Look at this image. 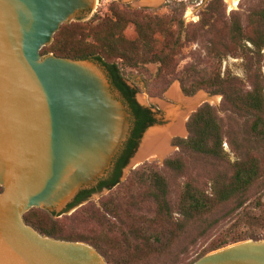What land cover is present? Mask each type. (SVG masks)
<instances>
[{
  "label": "trees",
  "instance_id": "1",
  "mask_svg": "<svg viewBox=\"0 0 264 264\" xmlns=\"http://www.w3.org/2000/svg\"><path fill=\"white\" fill-rule=\"evenodd\" d=\"M130 26L132 39L125 34ZM201 39L215 67L208 77L190 82L177 72L178 58L187 44ZM263 52L264 0L247 10L245 24L235 11L226 16L223 0H212L199 23L186 27L177 14L159 17L119 6L110 8V16L63 25L41 55L101 65L130 113L132 131L109 176L68 206L70 211L94 194L120 187L100 200L99 208L88 204L66 219L92 226L88 231L69 229L43 209L27 212L26 224L42 236L88 244L106 264H193L240 242L264 241ZM228 58L242 60L244 78L223 73ZM150 65L157 66L155 79L163 85L154 96L178 80L186 97L205 91L220 96L221 103L219 108L205 103L191 115L187 138L172 141L178 152L161 170L158 163H146L121 183L143 134L157 124L152 110L137 102L138 90L125 74ZM189 163L200 164L202 174L184 179L174 193L169 175L184 176Z\"/></svg>",
  "mask_w": 264,
  "mask_h": 264
},
{
  "label": "water",
  "instance_id": "2",
  "mask_svg": "<svg viewBox=\"0 0 264 264\" xmlns=\"http://www.w3.org/2000/svg\"><path fill=\"white\" fill-rule=\"evenodd\" d=\"M122 1L133 8H156L164 2ZM226 1L233 9V0ZM96 4L0 0V264H106L88 244L42 236L24 220L32 209L56 217L68 213L81 191L108 177L130 138V113L101 65L41 55L63 25L88 21ZM164 95L179 105L136 95L157 124L143 134L121 181L143 161L175 150L170 140L188 135V119L210 97L200 91L185 98L177 80ZM193 264H264V241L240 242Z\"/></svg>",
  "mask_w": 264,
  "mask_h": 264
},
{
  "label": "rangeland",
  "instance_id": "3",
  "mask_svg": "<svg viewBox=\"0 0 264 264\" xmlns=\"http://www.w3.org/2000/svg\"><path fill=\"white\" fill-rule=\"evenodd\" d=\"M211 1L212 0H207V1L206 0H164V2L156 8H133L129 6L128 4H126L125 2H123L122 0H97L96 9L92 17L89 20H91L95 15L99 17L110 16V8L112 6H119L121 8H129L131 10L145 9L151 15L159 16V17L172 16L173 14H177L178 16L182 18V21L184 22V26L186 27L190 25H196L197 23H199L201 14L205 11V9L207 8L208 4ZM261 1L262 0H242L235 9H228V4L226 3L225 0H223L226 6V16L229 17L230 14L235 11L241 16L245 24V15H246L247 10L251 7L258 6L261 3ZM73 22H80V21H73ZM84 22H87V21H82L81 23H84ZM125 34L128 38H131V39L134 38L135 37L134 28L130 26L127 29ZM241 64H242V60L240 59L228 58L223 63L222 71L224 73L226 70H229L234 76L244 78V72H243ZM214 67H215V63L212 60V58L208 55V45L205 40L201 39L198 42L187 44L185 48L182 49L181 55L178 58L177 72L180 74V76H183L185 78L189 77L188 79L191 82L195 79L208 77L213 72ZM156 72H157V66L150 65L147 67L145 71H141V72L127 71V73L125 74V79L128 80L138 90V93L142 96H147L150 98H157L171 105H179L176 102L166 98L164 95L176 80L168 87L167 90H165L162 93V96H159V97L154 96V94L163 90V85H159L155 79ZM263 73H264V70H263ZM179 85H180L181 94L185 98H194L200 92L199 91L193 97H186L182 92L180 82H179ZM218 97L219 99L217 100L216 98ZM207 100H208V104L214 107H217V108L220 107V103H221L220 96H214L213 98L209 97ZM204 102H202L201 104H203ZM187 136L188 135H186V137L175 136L174 138H172V140L176 138L184 139V138H187ZM225 149L228 150L226 146H225ZM177 152H178V148H176L172 152V154L169 155L168 157L174 155ZM146 163H149V164L158 163V168L160 170L163 167V164H161V162L159 161H154V162L148 161ZM143 165L137 167L136 169H130L125 179L121 181V183L126 182V180L131 175V173L140 169ZM189 166H190L189 171L184 176L179 177V176L169 175L171 187L174 193H177L178 187L184 181V179L190 178L192 174L193 175L202 174L203 169L200 164L189 163ZM173 177H177V178H173ZM119 191H120V187L117 186L112 191H107L106 193L101 194L96 200L90 199L89 201L83 203L82 205L75 207L68 213L66 214L62 213L61 215L57 216L56 219H60L64 221L69 229H73V230L80 231V232H83V229L88 231V228H91L92 226L84 225L82 224L81 221L74 220L70 222V221H67L66 219L71 218L82 207L88 204H94L96 205L97 208H99L100 200L108 197L111 194H117ZM212 240L213 239H209L206 243H204L203 246L204 247L207 246ZM201 244L202 243H200L199 247L201 246ZM199 247H197L196 249H198Z\"/></svg>",
  "mask_w": 264,
  "mask_h": 264
},
{
  "label": "bare ground",
  "instance_id": "4",
  "mask_svg": "<svg viewBox=\"0 0 264 264\" xmlns=\"http://www.w3.org/2000/svg\"><path fill=\"white\" fill-rule=\"evenodd\" d=\"M226 1V0H225ZM242 0H233V5H234V8L233 9H235L238 5H239V3L241 2ZM226 3H227V1H226ZM228 4V3H227ZM217 100L219 99V97L218 98H216ZM177 104H179L178 102H176ZM196 110V109H195ZM194 110V111H195ZM193 111V112H194ZM191 115V114H190ZM188 118V117H187ZM175 136H173L172 138H174ZM172 140V139H171ZM171 140H170V147H172V145H171ZM174 151V150H173ZM172 151V152H173ZM172 152H170L169 154H167L165 157H163V158H160V159H156V160H153V161H161V160H163L164 158H166L167 156H169V155H171L172 154ZM153 161H150V162H153ZM143 162H148L147 160H145V161H143ZM143 162H140V163H138V164H136L134 167H136V166H138V165H140L141 163H143Z\"/></svg>",
  "mask_w": 264,
  "mask_h": 264
},
{
  "label": "flooded vegetation",
  "instance_id": "5",
  "mask_svg": "<svg viewBox=\"0 0 264 264\" xmlns=\"http://www.w3.org/2000/svg\"><path fill=\"white\" fill-rule=\"evenodd\" d=\"M123 102V101H122ZM154 118H155V115H154ZM109 176V175H108Z\"/></svg>",
  "mask_w": 264,
  "mask_h": 264
}]
</instances>
